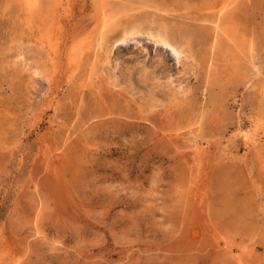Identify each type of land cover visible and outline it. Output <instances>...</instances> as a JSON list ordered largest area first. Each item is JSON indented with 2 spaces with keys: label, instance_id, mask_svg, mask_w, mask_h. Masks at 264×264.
Instances as JSON below:
<instances>
[{
  "label": "rangeland",
  "instance_id": "1",
  "mask_svg": "<svg viewBox=\"0 0 264 264\" xmlns=\"http://www.w3.org/2000/svg\"><path fill=\"white\" fill-rule=\"evenodd\" d=\"M0 264H264V0H0Z\"/></svg>",
  "mask_w": 264,
  "mask_h": 264
},
{
  "label": "bare ground",
  "instance_id": "2",
  "mask_svg": "<svg viewBox=\"0 0 264 264\" xmlns=\"http://www.w3.org/2000/svg\"><path fill=\"white\" fill-rule=\"evenodd\" d=\"M23 2H24V4L29 8V9H32L33 10V8L34 7H36V5H37V0H22ZM58 1V0H57ZM38 5H39V2H38ZM162 26H163V28L162 29H158V30H156V29H154L153 27H150L149 28V30H148V34L152 37V38H154L155 39V41H156V43H160V44H162V45H164V46H166V47H169L170 48V50L175 54V56H176V58L179 60V61H182V60H186V61H188V59L190 58V55H189V53L188 52H186V50L182 47V45H185V44H183L182 43V45L180 46L178 43H176V42H174L172 39H171V32H170V30H169V28H168V25L166 24V23H162ZM137 28H138V26H137ZM134 29V28H133ZM146 29H148V28H146ZM146 29H145V31H146ZM129 30H130V28H129ZM126 30V31H124V35H123V39H127V38H130L131 36H133L134 34H136L137 32H139V31H137V29H136V31L135 30ZM122 36V35H121ZM176 37V36H175ZM177 38V37H176ZM181 39V38H180ZM179 39V41H180V43H181V40ZM125 41V40H124ZM176 41V40H175ZM183 41V40H182ZM186 47V46H185ZM186 49H187V47H186ZM188 51V50H187ZM18 53V52H17ZM73 54V53H72ZM20 55H22V54H20ZM21 57V56H20ZM74 57V56H73ZM72 57V58H73ZM22 58H23V56H22ZM21 58V59H22ZM161 60L162 59H159V62H161ZM254 60V59H253ZM210 61V60H209ZM22 62V64H23V61H21ZM64 62V61H63ZM76 62V60H75V58L74 59H72V62H71V68H74L76 65H77V62ZM185 62V61H184ZM255 62V61H254ZM251 63V62H250ZM17 64V63H16ZM74 64H76V65H74ZM214 64V63H213ZM251 64H253V61H252V63ZM251 64H250V67H251ZM114 65V64H113ZM208 65H209V63H208ZM211 66V65H210ZM252 66H254V65H252ZM259 66V65H258ZM258 66H256L255 67V71L256 72H259L260 70V66L258 67ZM76 68V67H75ZM211 68V67H210ZM34 70V69H33ZM36 70V69H35ZM250 71V70H249ZM143 72H144V75H145V77L148 79L149 77V75H148V73H150L149 71H148V69L147 68H144L143 69ZM43 73V72H42ZM260 73V72H259ZM33 74V73H32ZM36 74V73H35ZM95 74V73H94ZM250 74H251V72H250ZM258 74V73H257ZM44 75V74H43ZM46 76L47 75H49V73L47 72L46 74H45ZM44 75V76H45ZM251 75H253V74H251ZM249 77V76H248ZM48 78V77H47ZM153 78H154V82L158 85V86H160L163 82H162V77L161 76H156V75H153ZM251 78H253V77H251ZM112 79H114V83H118V82H120L119 81V77L116 75V72L115 71H113V75H112ZM248 79V78H247ZM249 80V79H248ZM166 84H168L169 86H171L173 89H174V95H173V99L175 100V101H177V100H179L180 99V94H182L184 91H185V88H184V86H182V85H180L178 88L177 87H175V84H174V82H175V79H174V77H173V75L172 74H169L167 77H166V80L164 81ZM113 83V82H112ZM127 85L130 87V90L131 89H133V83L131 82V81H129L128 83H127ZM154 93H150V101L151 102H153L154 101ZM184 96V95H183ZM159 101V100H158ZM247 132V131H246ZM247 137L249 138V139H251V140H253V134H252V132L250 131V132H247Z\"/></svg>",
  "mask_w": 264,
  "mask_h": 264
}]
</instances>
